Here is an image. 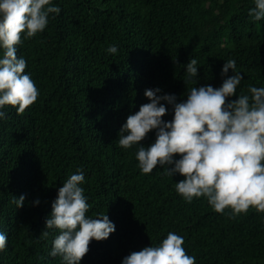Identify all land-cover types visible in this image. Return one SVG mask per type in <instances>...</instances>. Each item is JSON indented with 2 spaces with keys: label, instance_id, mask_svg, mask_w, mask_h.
Masks as SVG:
<instances>
[{
  "label": "trees",
  "instance_id": "obj_1",
  "mask_svg": "<svg viewBox=\"0 0 264 264\" xmlns=\"http://www.w3.org/2000/svg\"><path fill=\"white\" fill-rule=\"evenodd\" d=\"M53 2L60 14L34 37L21 34L17 45L39 95L23 114L6 106L0 120V231L8 236L0 264H63L49 255L58 230L45 221L58 188L78 169L86 215L106 213L115 224L108 238L90 240L80 264H120L169 231L183 236L196 264H264V212L231 217L203 197L185 202L175 191L180 174L167 176L159 165L142 174L136 146L117 141L127 116L148 102L145 89L158 86L179 101L193 86L219 87L228 59L244 73L237 95L264 86V20L249 17L252 0ZM112 44L116 54L106 52ZM192 57L195 85L184 80ZM154 139L153 130L141 143ZM20 195L25 201L16 208Z\"/></svg>",
  "mask_w": 264,
  "mask_h": 264
},
{
  "label": "clouds",
  "instance_id": "obj_2",
  "mask_svg": "<svg viewBox=\"0 0 264 264\" xmlns=\"http://www.w3.org/2000/svg\"><path fill=\"white\" fill-rule=\"evenodd\" d=\"M248 15L253 21L264 20V0H252ZM61 8L53 0H0V120L7 118L6 106L17 114L33 104L38 89L26 72V59L17 55L23 39L42 32L50 15H59ZM116 54L115 44L106 49ZM229 69L232 74L228 75ZM185 82L198 79L197 60L185 65ZM236 61L222 65L219 87L210 84L193 86L177 100L176 94L162 93L157 86L145 89L148 102L127 116L118 130V145L123 149L136 146L137 167L149 174L157 165L164 174H180L175 191L185 202L203 197L218 213L230 210V216L246 214L249 208L264 212V86L249 85L247 92L237 95L244 79ZM236 99H228L232 96ZM171 113V119L163 117ZM155 139L141 143L150 131ZM178 155V158H177ZM84 172L71 174L57 190L46 218V229H57L49 255L60 256L63 264H80L88 252L90 240L106 239L115 231V224L106 213L86 215L90 205L84 194ZM25 196L14 197L16 208ZM34 200L33 206L39 204ZM49 233L44 232L47 236ZM8 236L0 231V251ZM183 236L169 231L156 244L131 251L120 264H196V257L186 253Z\"/></svg>",
  "mask_w": 264,
  "mask_h": 264
}]
</instances>
